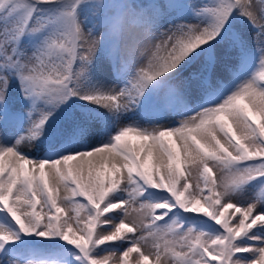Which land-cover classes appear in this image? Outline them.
<instances>
[{
  "label": "snow or ice",
  "instance_id": "snow-or-ice-1",
  "mask_svg": "<svg viewBox=\"0 0 264 264\" xmlns=\"http://www.w3.org/2000/svg\"><path fill=\"white\" fill-rule=\"evenodd\" d=\"M0 264H264V0H0Z\"/></svg>",
  "mask_w": 264,
  "mask_h": 264
},
{
  "label": "rangeland",
  "instance_id": "rangeland-1",
  "mask_svg": "<svg viewBox=\"0 0 264 264\" xmlns=\"http://www.w3.org/2000/svg\"><path fill=\"white\" fill-rule=\"evenodd\" d=\"M136 2L139 3V2H142V0H136ZM178 2L179 3H186L187 0H178ZM180 19H181V17L179 16V14L174 13L171 17L168 18V20L166 21L165 26H168V25L174 24V23H178V22H180ZM189 74H190L189 69H185L184 72L182 73V75H189ZM220 77H221V79L223 80V82L225 84H228V83L232 82V80H233V78H232L230 73H223L222 72V73H220ZM98 111L102 112L103 110L100 109ZM177 119H179V117H177ZM33 154L40 155V153H38L36 149H33ZM216 174H218V170L216 171ZM37 247H40V246H37Z\"/></svg>",
  "mask_w": 264,
  "mask_h": 264
}]
</instances>
